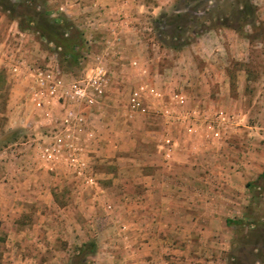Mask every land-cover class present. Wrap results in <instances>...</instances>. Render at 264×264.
<instances>
[{
    "label": "rangeland",
    "instance_id": "1",
    "mask_svg": "<svg viewBox=\"0 0 264 264\" xmlns=\"http://www.w3.org/2000/svg\"><path fill=\"white\" fill-rule=\"evenodd\" d=\"M42 1L51 17L64 16L61 11L58 12L64 0H37L39 8H42ZM158 1L160 9L156 14L147 13V19L139 25L142 41L151 51V57L166 69L180 60L181 68L175 70L171 77L176 81L180 77L192 81L184 90H188L185 94L192 96L194 107L209 113L204 114L203 128L208 122L216 123L217 119L212 117L221 111L232 117L230 121L225 120L226 125H222V121L221 125L215 126L227 127L225 136L228 145L223 146L227 151L223 152L224 159H238L247 165L259 167L261 173L247 174L249 180L246 183H262V180H256L264 173V0H251L256 8V19L244 25L241 32L218 28L198 35L193 33L201 30L198 24H208L216 15H229L226 9L233 8L230 3L235 0ZM142 2L149 7L155 4L151 0ZM233 18L236 19V16L229 15V20L237 24ZM71 23L73 30L68 32L79 33L83 41L76 48L79 54L75 62L63 61L59 50L43 42L36 33L20 31L17 20L0 8V153L36 139L37 131L48 133L49 125L44 121L35 124L28 119L29 111L24 108L25 105L14 106L12 103V80L16 77L13 66L23 76L33 70L44 71L57 67L67 84L97 64L109 68L105 97H112L115 103L106 104V109L110 115L117 116L121 133L128 131L125 126L131 128L129 139H126L131 144L128 146L124 143V148L111 152L110 157H106L107 153L104 152L99 159L95 158L96 153L90 151L92 148L89 146L92 136L86 131L91 123L78 120L84 125L82 130L85 129L84 135L79 137L83 144L82 150H75V155H67L62 151L58 153L57 159L60 161L57 165L64 166L56 168L54 172L47 170V176L53 178L52 183L47 184L49 192L45 194L41 191L38 195L31 192L29 186L16 185L25 197L20 194V204L14 214L0 217V264H75L81 260L79 247L91 241L95 243L96 250L87 256L90 264H142L140 260L146 257L151 260L154 255H149L151 250L130 244V235L139 239V232L133 234L130 228L132 224H138L140 218L124 212L123 204L118 201L107 197L98 198L111 186L108 179L101 175V178H95L94 184L88 176H95L100 171L120 179L128 175L129 168H132L136 178L141 173L154 172L151 165L166 159V153L156 145L169 143L166 137L156 133L161 132L162 121L158 117L161 113L154 112L153 107L151 118L142 120V117L134 115L130 121L125 113V102L136 86L140 88L142 79L138 72L108 61L105 53L108 44L101 40L105 33L92 28H79L75 22ZM172 35L177 36L176 40L170 38ZM185 39L187 44L180 46L179 50L172 48ZM119 62L121 64L123 60ZM113 68L118 70L111 73ZM130 75L133 79L124 82V78ZM153 87L150 95H156V87ZM55 106L52 105L54 113L58 110ZM75 122L70 117L63 124L55 121V124L50 125H55L57 129L68 123L72 127ZM146 123H149V130L154 131L152 134L145 133L146 127L143 125ZM169 131L175 132L180 143L188 146L190 140L187 132L181 130L179 133L174 128ZM204 132L207 134V131ZM204 132L199 136L200 143L213 142L217 147L220 146V142L203 136ZM75 156L80 165L77 168H84L83 175L74 166L76 163L72 158ZM203 159H206L205 156ZM79 175L84 177L83 183L78 180ZM116 187L119 189L120 185ZM240 195L239 192L237 203L234 202L236 209L222 215L206 217L183 204L181 215L174 217L179 222L180 240L166 242L162 248L155 250L157 259L150 264H264V228L254 227L260 238L246 239L252 234V224L264 217V191L245 187L241 195L243 197ZM148 217L145 218L150 220L149 223H156V216ZM166 218L170 220L173 217ZM226 219L236 224L228 226L225 224ZM204 227H207L206 231ZM255 243H258V250L253 248Z\"/></svg>",
    "mask_w": 264,
    "mask_h": 264
},
{
    "label": "crops",
    "instance_id": "2",
    "mask_svg": "<svg viewBox=\"0 0 264 264\" xmlns=\"http://www.w3.org/2000/svg\"><path fill=\"white\" fill-rule=\"evenodd\" d=\"M151 1L155 3L152 7L143 3L142 0H64L58 9V12L61 11L70 22H75L79 28H92L105 33L101 40L108 44L105 52L108 61L116 66L125 67L129 71L138 72L142 79L140 88L136 86L133 91L141 90L140 100L143 110H133L129 103L132 93L128 95L125 102V113L130 121L134 115L142 117V120L151 118L153 107L154 112L161 113V116H158L162 121L161 132L156 133H160L161 137H166L169 143L156 145L166 153V159L163 156V161L151 165L154 172L141 173V176L136 178L134 171H131L132 168H129L128 175L120 179L100 171L95 172V176L93 174L88 176L96 184L95 178H101V175H104L108 179L107 182L111 184L98 196L99 199L107 197L115 202L118 201L123 204L124 212L140 218V222L132 224L130 228L132 232L134 231L133 234L139 232L140 236L138 234L137 238L140 241L130 235V244L151 250L150 256L154 253L151 260L149 257L140 260L142 264L154 262L157 259L155 250L162 248L164 243L180 240L177 227L179 222L174 217L181 215L183 204L194 208L196 212L206 217L233 212L236 209L234 202L237 201L239 192L243 195L246 182L249 180L247 174L261 173L259 167L253 164L247 165L238 159L230 161L227 157L224 159L223 154L227 151L223 146L228 145L225 136L227 127L215 126L221 125L222 121V125H226V121H230L232 117L221 111L212 117L217 119L216 123L208 122L203 128L204 114L207 112L194 107L192 96L185 94L188 90H184L186 86L192 84V81L184 77L176 81L171 77L175 70L181 68L180 60H176L173 66L166 69L159 66L151 57V51L142 41L139 26L147 19V13L156 14L160 9L161 4L158 0ZM119 60L123 62L119 64ZM177 62L178 65H176ZM113 69L111 73L118 70ZM12 70L16 75L12 80V103L14 106L25 105L24 108L29 111L28 119L35 124L44 121L49 126L47 134L37 131L36 139L20 143L18 147L15 146L17 148L0 153V169L2 170L0 173V217L3 218L18 210L22 194L20 190H17L16 185L29 186L31 192L38 195L41 191L46 194L50 188L47 184H51L53 179L47 176L49 175L47 170L54 172L56 168L64 166L63 164L57 165L60 161L57 159L58 153L62 151L67 155H75V150H82L83 144L79 137L84 135L85 129L82 130L84 125L80 124L78 119L91 123L86 127V131L90 132L89 136H92L89 146L92 148L90 151L96 153L95 158L99 159L104 152L107 153L106 157H110L111 152L124 148V143L128 146L131 144L126 140L128 134H131V128L125 126L124 128L126 130L128 128V131L121 133L118 130L121 129V125L116 121L117 116L110 115L106 109V104L114 105L115 100L112 97L108 98L104 95L101 101L92 107H76L69 105L65 100L56 99L57 95L51 99L49 104L38 105L34 90L37 88L36 70L25 76L17 73L15 66ZM132 77V75L125 77L123 81L130 82ZM62 80L65 81L64 75H62ZM152 86L156 87H153L156 89V95H150ZM53 104L57 105L56 109L58 108L55 113L52 111ZM76 108L81 110H75ZM70 117L76 120L72 127L71 123L65 124L64 127H56L57 129L55 125H50L55 124V121L63 124L64 120L67 121ZM143 126L146 127L145 133L154 132L149 130V123ZM170 128L178 129L179 133L181 130L187 132L190 140L187 147L184 143H180V138H176L175 132L169 131ZM202 132L205 134L203 136L220 142L221 147H217L213 142L211 144L200 143L201 137L199 136ZM215 153L218 154L215 155ZM76 156L74 166L77 168L80 165H78ZM204 156L206 159H203ZM8 170L11 172L9 173ZM83 170L82 166L77 168L80 174ZM80 176L78 180L83 183L84 177ZM117 184L120 185L119 189L116 187ZM151 216H156V223H149L150 220H146L145 217L150 218ZM169 216L173 218L166 220ZM204 230L206 231L207 227H204Z\"/></svg>",
    "mask_w": 264,
    "mask_h": 264
},
{
    "label": "trees",
    "instance_id": "3",
    "mask_svg": "<svg viewBox=\"0 0 264 264\" xmlns=\"http://www.w3.org/2000/svg\"><path fill=\"white\" fill-rule=\"evenodd\" d=\"M37 0H19L18 2L11 3L10 0H0V8H2L5 12L11 14L13 20H17L18 28L20 31H29L31 33H36L39 38L47 43L48 45H53L60 52V57L63 61H76L78 58V51H76L77 47L82 45V39L79 33L68 32L69 30H73L72 23L65 17H51L50 11L45 7L44 1H42V8H39V5L36 3ZM233 8H227L229 10L227 14L236 16V19H232L237 24L232 23L229 20V15H216L212 17L209 23L201 22L198 24L201 27V30H195L193 33L198 35L199 33H203L209 30H215L218 28H228L235 32H241L244 25L251 24L255 21V6L251 3V0H235L230 3ZM235 8V9H234ZM40 9V10H38ZM232 9V10H231ZM233 11V12H232ZM196 19V18H194ZM161 22L165 21L160 19ZM160 28V27H157ZM170 38L175 39L177 36L172 35ZM187 44L186 39L183 43L179 45H174L173 49H180V46ZM264 173L258 176L256 181L262 180V183H247L246 187L250 190L257 189L259 191H264ZM261 182V181H260ZM226 224L233 225L235 222L227 219ZM253 225L252 234L247 236L246 239L251 238H260L261 235L255 231L257 227L264 228V217L261 221L256 222ZM255 243L253 245L254 250H258L257 245ZM264 244V240L262 242ZM96 250V245L93 241L83 243L79 249L78 253L81 256V260L75 264H90L87 260L88 255H92Z\"/></svg>",
    "mask_w": 264,
    "mask_h": 264
},
{
    "label": "built area",
    "instance_id": "4",
    "mask_svg": "<svg viewBox=\"0 0 264 264\" xmlns=\"http://www.w3.org/2000/svg\"><path fill=\"white\" fill-rule=\"evenodd\" d=\"M108 69L100 64L95 65L89 72L84 73L69 84L62 80L59 68L36 71L37 104H49L51 99L65 100L69 105L92 107L99 103L105 95L108 83ZM140 89L132 93L130 105L133 110L141 111ZM60 94V95H59ZM82 120V119H78ZM75 161V158H72ZM76 163V161H75Z\"/></svg>",
    "mask_w": 264,
    "mask_h": 264
}]
</instances>
